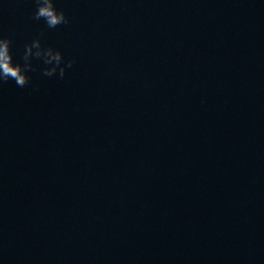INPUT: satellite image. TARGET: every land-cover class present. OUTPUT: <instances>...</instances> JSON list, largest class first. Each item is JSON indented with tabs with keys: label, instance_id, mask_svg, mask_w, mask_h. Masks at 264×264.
I'll return each mask as SVG.
<instances>
[{
	"label": "clouds",
	"instance_id": "9594fccd",
	"mask_svg": "<svg viewBox=\"0 0 264 264\" xmlns=\"http://www.w3.org/2000/svg\"><path fill=\"white\" fill-rule=\"evenodd\" d=\"M37 11L34 14V19H44L49 28H56L58 25L67 24L69 21L63 11L57 10L54 6L53 0H36ZM12 41L8 38H0V82H7L9 80L15 81L18 87H25L30 83V78L27 73L33 70L30 62L32 55V47H40V40L34 39L31 44L25 46L23 56L24 63H14L11 53L10 45ZM41 53L35 54L36 58H40ZM55 62V66L46 68L44 75L51 77L54 73L59 72L60 78L65 75L66 68L72 67L74 60L67 61L62 65L63 55L60 51L48 47L47 54L44 57L45 64Z\"/></svg>",
	"mask_w": 264,
	"mask_h": 264
}]
</instances>
